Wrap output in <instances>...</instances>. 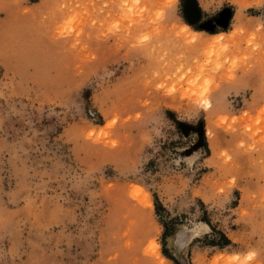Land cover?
Returning <instances> with one entry per match:
<instances>
[{"label":"rangeland","instance_id":"obj_1","mask_svg":"<svg viewBox=\"0 0 264 264\" xmlns=\"http://www.w3.org/2000/svg\"><path fill=\"white\" fill-rule=\"evenodd\" d=\"M199 1L0 0V264H264V0Z\"/></svg>","mask_w":264,"mask_h":264},{"label":"bare ground","instance_id":"obj_2","mask_svg":"<svg viewBox=\"0 0 264 264\" xmlns=\"http://www.w3.org/2000/svg\"><path fill=\"white\" fill-rule=\"evenodd\" d=\"M175 0H171V3L172 2H174ZM182 30H183V33H185V34H193L192 36H194L193 37V41H196L195 43H200V39H199V34L198 33H195L194 31H192V29L188 26V25H184L183 26V28H182ZM221 36H217V37H215V39H212V41H205V42H203L204 43V45L205 46H203V47H208V46H213V47H215L216 45L218 46L219 45V43L221 42L220 40H221ZM201 44V43H200ZM216 44V45H215ZM211 106H210V103L208 102V103H206V108L207 109H209ZM139 193H140V195L141 196H143L144 194H143V191L142 190H139ZM145 196V195H144ZM154 248L157 250V247L156 246H154Z\"/></svg>","mask_w":264,"mask_h":264},{"label":"crops","instance_id":"obj_3","mask_svg":"<svg viewBox=\"0 0 264 264\" xmlns=\"http://www.w3.org/2000/svg\"><path fill=\"white\" fill-rule=\"evenodd\" d=\"M196 10H197V13L199 12V13H201V11H202V6H201V4H200V1L199 0H196ZM200 16V15H199ZM195 20H197V19H195ZM199 20V19H198ZM194 22V21H193ZM197 22V21H196Z\"/></svg>","mask_w":264,"mask_h":264}]
</instances>
